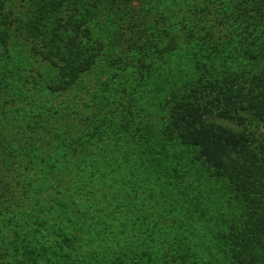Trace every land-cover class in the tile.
<instances>
[{"label":"rangeland","instance_id":"374dc122","mask_svg":"<svg viewBox=\"0 0 264 264\" xmlns=\"http://www.w3.org/2000/svg\"><path fill=\"white\" fill-rule=\"evenodd\" d=\"M225 1L228 3L225 4ZM80 2L94 5L91 8L94 10L92 21L94 25L87 34L88 41L84 42L96 55L95 72L91 78L84 80L86 86L90 87L87 93L81 95V92H78L76 95L74 90L54 100L52 92L48 91V85L58 81L57 68L50 70L40 66V69L45 71L33 70L35 64L32 61L35 57H32L33 59L28 57L25 50L12 37L7 24L9 19L7 22H2L10 4L16 3L22 9L24 2L0 0V23L2 22L0 37L5 38L0 40V110L9 111L14 119L8 122V132L4 134L6 129L0 130V139L6 144V136L11 137L7 148L10 150L9 158L12 161L10 168L15 170L12 179H20L17 176L22 169H19L18 161L23 160L22 164L25 165L29 160L40 156L38 155L40 149L32 144L27 146L26 143L30 139L25 141V136L19 134L21 117L24 122L28 120L26 109L33 107L35 110L43 111L56 103V100L63 102V105L61 104L63 110L69 106L74 112H76V104L86 111L89 104L86 105L85 101L90 103L91 99L101 101V110L103 103L107 102L104 110L108 109V111L120 102L123 106L122 111L130 110L143 122L147 121V115L153 117L157 114L163 115L165 119L162 123L165 125L170 120V109L173 106L167 88L181 82L204 85L195 90L193 96L196 99L192 100L197 102L199 99L196 104L202 113L208 111L203 115L206 124L198 125L204 131L196 130L193 137L187 138V141L185 136L182 145L177 141L165 145L161 141L163 138L160 130L155 131V125H142L139 127L140 131L134 133V140H137L141 146L142 153L135 156L130 154V152L134 153L133 146L129 149L125 144L120 147L121 151L118 153L113 141L102 140L95 136L92 141L97 139V146L91 144L82 151V154L92 161V164H89L90 168L83 170L85 182H88L84 189L94 190V187L96 191L101 189L107 198L105 195L106 202L99 200L91 204L98 218L94 219L92 228H88L82 221L76 219L78 206L75 196H70L64 201L49 200L44 193L45 190L39 185L26 186L29 191L27 194H31L29 200L37 199V195L38 200L27 207H21L22 205L13 204L11 200L6 202L7 198L3 199L2 194L7 191L2 192L0 194V264H113L112 260L116 255L112 256L110 250L114 245L122 243L118 233L120 236V233H125L127 229L130 235H133L136 226L139 228V235L144 237L139 251L141 261H137V264H153L146 263V253L149 251L146 250L144 241H147L148 245L153 244L160 248L163 244L162 236L168 237L172 229L179 233L177 238L196 235L201 231L198 229L203 227L200 224L206 223L200 215L205 209V213L210 215V221L215 224L229 225L233 221L234 226L230 232L240 233V230H248V227H242L239 218L243 214L245 219L250 214L244 211L241 199L235 201L230 197L229 189L230 193H233L232 188L240 185L241 190H245L250 182L246 177L247 172L238 169L231 155L233 148L239 146V142L244 139L250 146L249 149L264 147L263 2L260 0H132L129 2L80 0ZM68 4H64L62 20L66 21L68 15L73 14L74 25L68 22L71 28L67 30L66 35L74 37L76 24H79V20L76 21V12L72 10L76 0L73 2L70 0ZM221 6L225 8L226 15H230V19L225 18L227 22L219 19L224 13ZM52 8L61 9L55 6ZM202 9H204V18L196 13V10ZM189 11H194L196 16ZM259 12L263 15L262 19ZM189 16L200 17L202 21L200 23L197 20V23L202 26L197 24V28L187 31L185 23ZM260 21H263L262 24ZM81 33L82 30L79 35ZM180 47L184 49L180 50ZM121 75L126 79V83L122 80L113 88L105 87L103 79L119 80ZM97 76L101 77L97 78ZM230 77L236 80L228 83L226 79ZM100 79L101 84L98 83ZM222 80L226 83L219 88L222 86ZM204 81L208 84H204ZM40 82L46 84L45 89L39 84ZM198 90L200 93L197 92ZM203 92L205 94L200 95ZM229 94L231 95L228 96ZM223 97L229 100L227 106ZM164 100L166 105L158 112L157 109L160 107L157 109L156 107ZM230 106L233 109L231 119L217 113ZM185 109L187 113L191 110L193 115L197 114L194 108H183ZM192 118L194 117L189 114L185 122ZM63 122L60 130L66 131L67 125ZM136 123L137 118L131 123L130 128H134ZM69 130L68 137L62 142H52L51 147L47 145L44 147L46 158H56L60 162L63 158L61 153L67 151L65 157L76 159V149L79 150L76 138L82 134H80L81 130L72 131V128ZM179 130L180 128L175 127L173 131L170 128L166 132L170 135H178ZM207 130L212 132H209L206 140L196 139V133L203 136ZM22 141L24 144L20 143ZM7 153L5 146L0 147V158L1 155L7 156ZM102 154L105 158L99 163L98 159ZM191 158L196 159L194 165L186 163ZM112 160L115 164L117 162L121 164L118 166L110 164ZM140 160L142 163L138 168L135 163ZM177 161L182 162L180 167L176 166ZM201 163L205 169L199 166ZM172 166L189 173L195 182L190 186H176L172 180L174 173L177 172ZM66 172L76 181L72 171ZM90 172L95 173L93 179H89ZM209 173L210 177L211 173L218 176V179H212L214 183L207 178ZM253 178L254 175L251 173V181ZM63 180L67 181L65 177ZM169 181L171 184L165 186ZM206 182L211 185L205 184ZM259 182H256V186L253 185L254 191L242 192L248 199L250 197L255 199L251 211L255 212L256 217L261 216L264 204L263 181ZM55 185V188L62 187L59 180L55 181ZM18 187L16 185L15 191L19 197ZM72 190L76 191L75 182ZM0 191L5 190L0 188ZM104 193L100 192L99 196H103ZM188 198L195 200L193 207L187 208L182 205L181 202ZM97 202L102 204L95 205ZM1 204H5L6 207ZM159 206L160 212L156 208ZM217 208L219 215L217 211L213 214ZM127 219H130V226L124 224ZM76 227L82 230L87 227L82 234L85 244L84 256L76 254L78 251ZM204 232L207 231L199 234H206ZM223 233L227 235L229 230H224ZM256 233L258 234L259 230ZM163 246L170 245L166 243ZM153 249L156 251V248ZM170 249L171 247L167 248L166 254L169 255L170 252L177 254L174 262L170 264H237L234 259L235 251L229 248L228 241L226 243L224 238L221 239L220 234H211L205 244L189 240L183 242L179 249ZM160 251V249L156 251L158 257L154 255V264H164L166 256L162 255L159 259ZM117 252L122 253V247L119 246ZM239 263L262 264L254 254L253 257H248L246 261Z\"/></svg>","mask_w":264,"mask_h":264},{"label":"trees","instance_id":"16d2710c","mask_svg":"<svg viewBox=\"0 0 264 264\" xmlns=\"http://www.w3.org/2000/svg\"><path fill=\"white\" fill-rule=\"evenodd\" d=\"M21 1L24 2L22 9L16 3L9 5V8L6 9L5 15L3 16L4 21L2 22H7V19H9L7 24L10 27L8 29L12 37L17 40L19 46H21L22 49L25 50V53L28 57H35V59L32 58V63L35 64V66H33V70H35L36 72H39L40 70L45 71V69H40V66H44V68H48L50 70L57 68L56 77L58 78V81H55L54 84L48 85V91L50 90L52 92L53 99L55 100L59 96L67 95V93L74 92V90L76 91V95L78 92H81V95L87 93L90 87L86 86L84 80H88L89 78H91V75L95 72L96 64V55L93 54L91 47H87V45L85 44V42L88 41L87 34L89 33V31L91 32L94 25L92 23L94 18V10L91 9L94 6L93 3H81L80 0H76V4L74 5V7H72V10L73 12H76V21L79 20V24H76V35H74V37H69L66 35V32L69 28H71V26L68 25V22H71L72 25H74L72 22L73 14L68 15L66 21L62 20V14L64 4H68L70 0ZM71 1L73 2L75 0ZM124 1L129 2L132 0ZM260 1L264 4V0ZM226 3L228 2L225 1V4ZM53 6L61 9L55 10L52 8ZM222 9V12L224 13L220 16L219 19L223 22H227L225 18L227 20L230 19V15H226V10L225 8H223V6H221V10ZM203 10L204 9L198 11L196 10V13L201 18H204ZM189 12H192V14L195 15L194 11ZM56 13L59 15L55 16ZM200 17H188L185 23L187 31H191L192 28L198 27H196V25L198 24L197 20H199L200 23L202 21ZM262 18L263 15L261 14V19ZM262 22L263 21H260V24H262ZM81 25H85V27H81ZM198 25L202 26L201 24ZM81 30L82 33L81 35H79V32ZM0 40H5V38L0 37ZM183 49V47H180V50ZM100 77L97 76V78ZM122 80L124 81V83H126V79L123 77V75L120 76L119 80L114 79L110 81L105 78L103 79V83L105 84V87L109 89L115 87L116 83ZM235 80L236 79L234 77L226 79L228 83H233ZM98 83H102L101 79L98 80ZM205 83L208 84V82L204 81V84ZM221 83L222 86H219V88H222L226 82L222 80ZM39 84L45 89L46 84H43L42 82H40ZM41 86L38 85V87ZM202 86L204 85H192V83L181 82L177 83L176 85H171L167 88V93L168 96L172 98L173 106L170 109V120L169 122L167 121L165 125L162 123L165 118H163V115L161 114H157L156 117L147 115V121L143 122L142 120H140L139 116L134 115L130 110L125 112L122 111L123 106H121L120 102L116 103V106L108 111V109L104 110L107 102L103 103L101 110V101L95 99H91L90 103H86L85 101L86 105L89 104V106L87 105L86 111H84L83 108L78 107L77 104L76 112H74V109L69 106H67L66 110H63V102H59L58 100L55 101L56 103L50 105L49 108L44 109L43 111H41L40 109L35 110L33 107L26 109L28 120L22 122L23 117H21V122L19 123L22 124L19 125V134L25 136V141L27 139H30V141L26 143L27 146L32 144V146L34 145L40 149L38 151V155L40 156L36 157L33 160H29L25 165L22 164L23 160L18 161L19 169H22V172H20L17 176L20 179H12L13 172L15 170H12V168H10L12 161L9 158L10 150H8L7 148L9 142L11 141V137L6 136V144L3 143V139H0V147L5 146L8 152L6 154L7 156L1 155L0 158V188H3V190H5L0 191V194L7 191L6 193H4V195L2 194V198H7L5 199L7 200L6 202H9L11 200L13 204L18 203L19 205H22L21 207H27L38 200V195L37 199L29 200L31 194H27V192L29 191L26 186L36 187L37 185H39L41 189L45 190L44 193L48 196L49 200L64 201L70 196H75L78 206V208L76 209V219L80 220L79 222L82 221V223L88 228H92L95 222L94 219L97 218V213L96 211L92 210L91 204L94 201L99 200L100 202H106V200H104L106 194L101 189L99 191H96L95 187L94 190L91 188L84 189V186L88 182H85V174L83 173V170L86 168H90L89 164H92V161L90 159H87L85 155L82 154L83 149L90 147L91 144L97 146V139L92 141L96 136L97 138H102V140L113 141V146L116 145V150L118 153L119 151H121L120 147L127 144L129 146V149L133 146L134 153L130 152V154H134L132 156L138 155L142 153V149L137 140H134V133L140 131L139 127L142 125H155V131L159 132L160 130V135L163 138V140L161 141L165 143V145L173 141H177L179 145L184 144L185 141H183V138L185 136L187 141V138L193 137L196 130H202L200 127H198V125L202 126V124H206L203 115L208 111L202 113L199 110L200 107L198 106V104H196L198 103L199 99L197 100V102L192 101L193 99H196L193 96L195 94V90L200 89ZM180 91L182 93H180ZM197 92L200 93L199 90ZM202 94H205V92L201 93L200 95ZM230 95L231 94H229L228 96ZM223 99L226 103L225 106H227L229 100L224 97ZM165 105L166 100L158 104L156 107V109L160 107L159 109H157L159 110L158 112H160V110ZM131 106L132 105H130L129 103V107ZM107 107L109 108L108 105ZM186 107L188 109L194 108L197 114L193 115L191 110L187 113V109L183 110V108ZM224 109L217 113L221 116L231 119L233 117V109L231 108V106L228 109ZM255 112L257 113L258 111ZM189 114L194 118L189 119L185 122V119L189 116ZM136 118L137 123L133 126L134 128L131 129V123L134 122V119ZM10 120H14L11 116V113L9 111L7 112L6 110L3 111L1 109L0 130L6 129L4 130V134L6 131H9V128L7 126ZM63 120H65V122H63ZM74 121H76V123ZM62 122L63 124L65 123V125H67L66 131L60 130ZM75 125L76 127H74ZM175 127L180 128V132H177L178 135H170V133L166 132L167 129L170 130V128L171 131H173V128ZM71 128L73 129L72 131H75V129L76 131L81 130L80 134H82L78 138H76V144L79 145V150L77 151L76 149V159L73 160L69 159V157H65L67 151H63L61 153L63 158L60 162L56 158H46L44 147L46 145L51 147L52 142H62L65 137H68V131H70L69 129ZM207 128H209L208 125ZM209 132L212 131H205L203 136H200L198 133H196V139L206 140V138H208L209 136ZM81 136H83V138H81ZM23 141L20 143L24 144ZM239 144V146L233 148V154L231 156L234 158L233 163L237 164L238 169H242L247 172L246 177H248L247 180L250 183L247 184L248 188L245 190H241L242 187H240V185L232 188L233 193H230L229 189V195L235 201H237V199H241L243 208L245 209L244 211L246 213L248 212L247 214H250V216L245 219L243 218V214L240 215L239 218V220H241L240 223L242 224V227H248L249 229H245V231L240 230L241 228H239L240 233L230 232V230H232L234 226L233 221H231L229 225L215 224L210 221V215L205 213V209L200 213V215H202L206 223L200 224L203 225V227L199 228L198 230H201L199 232L207 231L204 232L206 234H199V232H197L196 235H192L191 237L184 235L182 238H177L179 233L172 229V232L170 233V235H168V237L165 238L162 236L163 244L168 243L170 245L168 247H171V249L173 248V250H175L176 248L179 249L180 247H182V243L185 241L195 240L200 242L201 244H205L211 234H220L221 239L224 238L226 243L228 241L229 248L235 251L234 259L237 264H241L239 262L243 260L246 261L248 257H253V254L259 258V262L264 264V204L262 205L263 212L261 213V216L256 217L255 212L251 211L253 207L252 203L256 202L255 199H253L252 197L248 199L245 195L242 194V192L246 193L249 192V190L254 191L253 185H255L256 182L260 183V180L263 181L264 187V147H260L258 149H249L250 146L248 145L246 139L240 141ZM113 148L109 149L111 150ZM242 149L244 151H242ZM103 158H105V155L102 154L98 159V162L101 163ZM195 161L196 159L191 158L187 160L186 163L188 165H194ZM141 163L142 162L140 160L135 164H137V167L139 168L141 166ZM110 164L118 166L121 164V162H117L115 164L114 160H112ZM181 164L182 162H176V166L180 167ZM199 166L204 168L202 163ZM201 167H199V169L203 170ZM172 168L175 172H177L174 173V179L172 180V182L176 186H190L193 184V182H195L194 178L190 176L189 173H185L183 169H177L175 166H172ZM66 171H72L74 174L73 176L76 178V181H74V179H72ZM206 173H208V171ZM251 173L254 175L252 181ZM64 177L67 181L63 180ZM89 177V179H93V177H95V173L90 172ZM207 178L209 179V181H211L212 179H218V176H214L211 173L210 177L209 173L207 174ZM56 180L60 181V184L62 185L61 188H55ZM74 182L76 184V191H71L72 187L74 186ZM212 182L214 183L213 180ZM207 183L208 182H206L205 184ZM170 184L171 181L165 183V186H169ZM16 185L19 186V192H17L20 194L19 197L18 194L16 195ZM186 190L189 189L186 188ZM100 192L102 194L104 193V195L99 196ZM179 199L181 200V198ZM181 203L184 207H193L195 205V200L188 198L186 201ZM101 204H99V202L95 203V205ZM1 206L6 207L5 204H1ZM156 208L158 211L161 209L160 206ZM216 211L219 215L218 208L213 211V214H215ZM129 220L130 219H127V222H124V224H128L130 226ZM131 225H133V223H131ZM87 227H85L83 230L76 227V249L78 250L76 251L77 255L80 254L84 256L83 254L85 253V244H83L84 239L82 234L84 233L83 231L87 230ZM132 228H134V226ZM136 228L137 229L136 231H134L133 235H130V231H127V229L125 233H120V236L118 233V238H121L122 243L114 245L110 250L112 251V256L116 255L115 258L113 257V264H137V261H141V255L139 251L144 237H142V235H139V228L137 226ZM224 230H229V233L227 235H223ZM257 230H259L258 234L256 233ZM144 242L147 248L146 250L149 251V253H146V263L151 262L154 264V255L158 257V255L156 254V251L158 249L161 250L159 259L162 255L166 256V258H164V264H170L174 262L175 256L177 254L174 255L173 252H170L169 255L166 254V250L168 248L167 246H163L162 244V247L159 248L154 246L153 244L148 245L147 241ZM119 246L122 247V253L117 252ZM248 247L250 249H246ZM153 248H156V251ZM212 256L214 257V255Z\"/></svg>","mask_w":264,"mask_h":264}]
</instances>
